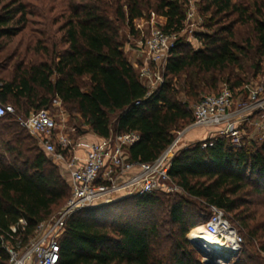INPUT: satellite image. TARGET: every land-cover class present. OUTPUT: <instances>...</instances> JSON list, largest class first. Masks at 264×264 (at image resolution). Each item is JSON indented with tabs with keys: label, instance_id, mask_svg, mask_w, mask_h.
<instances>
[{
	"label": "trees",
	"instance_id": "1",
	"mask_svg": "<svg viewBox=\"0 0 264 264\" xmlns=\"http://www.w3.org/2000/svg\"><path fill=\"white\" fill-rule=\"evenodd\" d=\"M62 4L52 19L55 5L48 12L38 8L40 24L49 27L51 21L57 26L51 33L29 29L27 15L35 11L28 3L0 0V102L27 117L32 110L49 109L57 98L75 106L83 123L99 137L137 132L140 139L127 148L133 162L155 161L174 133L192 124L190 103L179 98L181 88L186 95L197 96L210 76L213 89L223 81L236 95L248 84L234 75L244 72V60L252 57L255 76L261 72L264 0H203L211 32L197 35L203 45L199 49L176 42L163 82L153 90L126 56L121 30L128 26L133 34L137 19L157 15L166 19L164 32L179 34L187 18L183 0H62ZM237 27L248 28L252 35L238 37ZM111 115H117L114 129ZM20 119L14 115L0 119V264H10L7 243L25 247L39 223L70 196L68 180ZM170 176L207 209L210 205L224 209L240 228L244 243L246 238L250 245L257 241L264 253V210L253 208L247 198H264V140L236 145L215 137L197 142L175 156ZM135 200L147 210L165 206L167 219L159 222L154 213L133 217L136 209L129 208L128 218L107 224L101 222L98 207L80 210L66 223L58 264H203L187 239L200 221L190 215L186 198L165 200L156 191ZM258 259L264 264V257ZM235 264L249 263L239 257Z\"/></svg>",
	"mask_w": 264,
	"mask_h": 264
},
{
	"label": "built area",
	"instance_id": "2",
	"mask_svg": "<svg viewBox=\"0 0 264 264\" xmlns=\"http://www.w3.org/2000/svg\"><path fill=\"white\" fill-rule=\"evenodd\" d=\"M162 26L153 24L150 35L140 45L146 63L139 71V77L145 85L146 81L149 84L157 83L156 88L162 84L163 78L154 72L151 63L167 64L178 35L164 32ZM244 97L242 106L234 111L235 96L227 84H223L218 93L203 96L192 108V124L179 131L164 152L150 163L130 160L127 148L140 139L137 132L112 133L109 137L91 142L83 137L73 139L69 133L62 131L49 109H41L21 118V126L39 138L42 150L54 162L65 165L70 196L62 210L39 223L34 237L25 247L7 243L10 264H58L60 240L66 232L70 216L100 202H109L115 194L143 196L156 191L169 192L174 187L181 190L173 182L170 170L173 159L184 146L183 137L188 129L203 127L210 132L211 138L224 137L240 145L241 130L239 121L233 118L234 114L246 110L257 111V125L264 140V84L257 88L247 85ZM15 114L13 105L0 102V119ZM79 149L85 151L82 159L75 155ZM209 210L208 220L194 229L201 228L216 237L229 255L241 253L244 239L240 228L232 223L224 209L210 205ZM20 222L25 224L23 220Z\"/></svg>",
	"mask_w": 264,
	"mask_h": 264
},
{
	"label": "rangeland",
	"instance_id": "3",
	"mask_svg": "<svg viewBox=\"0 0 264 264\" xmlns=\"http://www.w3.org/2000/svg\"><path fill=\"white\" fill-rule=\"evenodd\" d=\"M5 2L10 1V0H3ZM25 3H28L32 10L35 11L34 15H27L29 19V29H40V30H47L49 32H54L57 26H54L51 24V21L49 23V27H45L42 24H40V20H42L41 17H38L37 14L40 13L42 10L38 8H42L45 11H49V9L55 5L57 7V10L53 13H50V19L57 14L60 10H62V0H22ZM184 3V10L186 13V21H185V27L183 31H181L177 37H176V42H180L182 44H188L194 49H199L201 48L202 42L201 40L197 37L198 34L201 33H210L211 31L206 28L207 24V18L206 16L203 15V0H183ZM44 6V7H42ZM30 10V7L28 11ZM162 20H160V16L157 15H152L150 19L144 18V22L141 24H138L135 21L134 27H135V33L132 34L130 28L128 26L123 27L121 30V38L123 41V47H124V52L126 56L128 57L129 61L131 63H137L138 68H135L137 72L141 70L143 66H145V56L141 54L140 48L138 47L139 40L142 42L145 40L146 37H148L151 33L152 26L153 24L155 26H161ZM31 22H34L35 25H31ZM139 25H141V29H139ZM238 29V34L240 36L244 34H250L248 28H242V27H237ZM244 29H246V33H244ZM53 36V34H51ZM252 35V34H250ZM252 54V53H251ZM251 56V55H250ZM250 57L247 60L243 61V66H244V72L242 73L241 71H234V75H237L238 77H241L247 81V85L252 88H257L259 86H262L264 84L263 80V74H264V58L261 61V72L259 75L256 77L255 76V68H254V60L251 59ZM151 67L154 70L155 73H158L163 79H164V73L166 69V64H161V65H155L151 63ZM185 80V77L183 78ZM212 78L208 76V80L206 84L202 85L198 89L197 96L194 95H186V93L182 90V86L178 84V87L181 88L179 98L183 101H188L190 103V107L193 108L197 102L205 95H208L209 93H218L222 86H223V81H220L216 84V88L213 89V83H212ZM145 82V81H144ZM148 87L153 90L157 86V83L155 84H149L147 81L145 82ZM246 94V88L245 90L241 91H236L235 96V106L233 110H237L239 107L242 106V99L245 98L244 95ZM49 110L51 112V115L56 117L58 127L66 132L69 133L71 138L77 139L79 137H83L84 132H89L91 131L89 126L85 125L80 117V114L77 112L75 106L73 105H65L61 100L59 99H53L52 103L49 107ZM36 112L34 110L30 111V113ZM252 113L255 115V120L254 123L252 122L251 125L246 126V123L241 122L239 124V128L241 130V139L239 141V144H248L251 141H255L258 144L262 143L263 139L261 138V133L258 129V119H259V112H253ZM14 116H17L19 118H23L24 116L22 114L16 113ZM258 117V119H257ZM116 118L117 115H111V126L112 129L115 128V123H116ZM190 125H187L185 127H181V129L177 130L174 133V137L177 135L179 131H183ZM247 128L249 132H244L243 129ZM205 130L203 127H194L190 129L187 132V138L188 137H196L198 136L199 138L202 137V134ZM36 141H38L39 144V138L35 135H32ZM211 138V134H208L207 132L204 134V140L206 141ZM201 142V141H198ZM197 143V142H195ZM195 143H191L190 145H184L182 149H185L189 146H192ZM253 143V142H252ZM52 160V159H51ZM52 162L57 165L61 171V173L64 175L66 179L67 178V169L64 164L61 163H56L52 160ZM157 193L161 196L162 199H169L173 198L175 196H182L186 198L190 202V207L187 208L189 211L190 215L194 217L196 220H199L200 223L198 226L203 225L209 218L210 215V210L206 208V205L201 202L200 200L196 198L190 197L188 194L183 192L182 190H175V187L172 191H157ZM138 196L135 195H127V196H121L118 194H115L113 198L109 202H100L97 204L95 207H98V213L99 216H102L103 218L101 219V222L111 224V223H117L119 221H122L124 218H128V209L129 208H135L136 212L133 215V217H138V215L145 216V215H150L151 213H154L155 215L158 216L159 222L167 219V212L165 210V206L162 207H157L154 209H143L142 207L137 205V198ZM248 201L254 203L252 205L253 208L259 209V210H264V198L260 196H248ZM127 199V200H124ZM67 202L59 209L56 210L55 213L59 212L62 210ZM165 207V208H164ZM130 214V213H129ZM234 215L232 214V220L234 221ZM197 226V227H198ZM194 230V229H193ZM191 230L189 234L187 235V239L189 240L191 246L195 250V254L197 259L202 262L203 264H207V260L204 258V252L194 243L192 242L190 238V234L193 231ZM247 239V238H246ZM245 239V243L243 245V249L241 253L233 256H229L227 260L225 258H220L216 257V261L218 262L217 264H235L238 261L239 257H243L249 264H259V259H262L264 257V253H261L259 250L260 243L255 241L253 242V245L248 244V241ZM256 255V256H252Z\"/></svg>",
	"mask_w": 264,
	"mask_h": 264
},
{
	"label": "crops",
	"instance_id": "4",
	"mask_svg": "<svg viewBox=\"0 0 264 264\" xmlns=\"http://www.w3.org/2000/svg\"><path fill=\"white\" fill-rule=\"evenodd\" d=\"M160 20L162 25H164L166 23V19L164 17H160ZM136 22L138 24H141L142 22H144V18H141V19H137ZM139 29H141V25H139ZM139 44H138V47L140 48V45H141V41L139 40L138 41ZM141 51H139L140 53ZM133 66L135 68H138V64L135 62V63H132ZM255 112V111H253ZM235 120L239 121V124H241V122L243 123H246V126L248 127L249 124L251 125V123L253 122L254 123V120H255V115L252 113V111L250 110H246V111H241V112H237L234 114V117H233ZM258 119V117H257ZM192 129V128H191ZM205 131L203 132L202 134V137L199 138L198 136L196 137H188L187 138V132L190 130H186V132L184 133V137H183V141H184V145H190L191 143H195V142H198V141H202L204 140V134L207 132L208 134H210V132L206 129V128H203ZM244 132H249V130H247V128L245 127L243 129ZM83 138L87 141H98L99 139H101L102 137H99L98 135H96L95 133H93L92 131H89V132H84L83 133ZM75 155L79 158H84V155H85V151L83 149H79L75 152Z\"/></svg>",
	"mask_w": 264,
	"mask_h": 264
},
{
	"label": "bare ground",
	"instance_id": "5",
	"mask_svg": "<svg viewBox=\"0 0 264 264\" xmlns=\"http://www.w3.org/2000/svg\"><path fill=\"white\" fill-rule=\"evenodd\" d=\"M190 239L204 252L205 259L211 264L218 263L216 257L226 259L229 256L222 242L213 235L202 231L201 228L194 229L190 234Z\"/></svg>",
	"mask_w": 264,
	"mask_h": 264
},
{
	"label": "water",
	"instance_id": "6",
	"mask_svg": "<svg viewBox=\"0 0 264 264\" xmlns=\"http://www.w3.org/2000/svg\"><path fill=\"white\" fill-rule=\"evenodd\" d=\"M229 256H231V255H229ZM229 256H228V258H229ZM207 264H211V263L207 262Z\"/></svg>",
	"mask_w": 264,
	"mask_h": 264
}]
</instances>
